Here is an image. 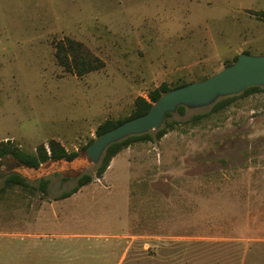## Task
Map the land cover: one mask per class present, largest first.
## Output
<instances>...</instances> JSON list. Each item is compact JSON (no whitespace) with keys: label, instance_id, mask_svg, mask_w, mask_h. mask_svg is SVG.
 Listing matches in <instances>:
<instances>
[{"label":"rangeland","instance_id":"1","mask_svg":"<svg viewBox=\"0 0 264 264\" xmlns=\"http://www.w3.org/2000/svg\"><path fill=\"white\" fill-rule=\"evenodd\" d=\"M262 11V0H0V142L81 152L137 97L264 55ZM67 38L105 67L64 70L55 45ZM170 120L67 199L56 200L76 180L63 176L46 196L1 194L0 264H264V93ZM19 167L6 159L0 186Z\"/></svg>","mask_w":264,"mask_h":264},{"label":"trees","instance_id":"2","mask_svg":"<svg viewBox=\"0 0 264 264\" xmlns=\"http://www.w3.org/2000/svg\"><path fill=\"white\" fill-rule=\"evenodd\" d=\"M264 19V11L259 13ZM248 54L247 52H244ZM55 58L59 66L64 70L73 73L77 77H83L92 72H97L105 67V63L95 56L88 48H86L82 43L74 41L72 39H65L55 45ZM238 55L234 57L232 62H229L225 67L231 65L236 61ZM187 83L178 84L174 87H168L166 84L160 85V87L150 91L148 93L147 99L143 97H137L134 101L133 111L130 116L119 119L117 121L105 120L100 124L96 130V137L101 134L114 129L115 127L121 125L122 123L132 120L134 118L143 116L151 108L152 104L163 94L169 92L172 89L183 87ZM258 93H264V87H252L246 89L243 93L237 96L227 97L220 99L214 105L210 107V112L217 113L219 111H224L234 104L237 100L243 99L245 97L255 95ZM186 108L179 107L177 113L183 114ZM204 115L198 114L193 116L190 121L196 122L201 119ZM172 114H167L165 123L161 129L153 133H147L140 136L129 137L119 143H115L108 147L105 151L99 165L89 170L88 172L81 175L76 180V186L70 191L62 193L56 200H63L76 194L80 188L90 184L94 179H100L106 172L110 165V162L123 150L129 148L135 143L145 142L162 139L169 131L173 130L178 124L175 121L170 120ZM93 140H90L81 151L88 146ZM78 153H68L64 146L56 141L49 140L46 144L38 145L33 152H27L21 149L19 146L12 144L10 141L0 142V166L8 158H12L18 164L30 168L37 169L42 164L53 160V159H74ZM94 172V174L92 173ZM61 176V175H54ZM66 180L65 177H63ZM48 179L27 182L25 179L17 174H10L4 178L2 185L0 186V195L5 194L15 188L22 189L23 191L31 190L33 192H38L43 196L48 194Z\"/></svg>","mask_w":264,"mask_h":264},{"label":"water","instance_id":"3","mask_svg":"<svg viewBox=\"0 0 264 264\" xmlns=\"http://www.w3.org/2000/svg\"><path fill=\"white\" fill-rule=\"evenodd\" d=\"M252 87H264V55L243 53L238 55L234 63L212 76L163 94L146 114L101 134L74 159H53L37 169L23 166L10 174H17L31 183L54 175L77 179L99 165L109 146L129 137L158 131L163 127L166 115H173L179 107L190 110L208 108L220 99L240 95Z\"/></svg>","mask_w":264,"mask_h":264},{"label":"crops","instance_id":"4","mask_svg":"<svg viewBox=\"0 0 264 264\" xmlns=\"http://www.w3.org/2000/svg\"><path fill=\"white\" fill-rule=\"evenodd\" d=\"M262 2L264 3V0H262Z\"/></svg>","mask_w":264,"mask_h":264}]
</instances>
